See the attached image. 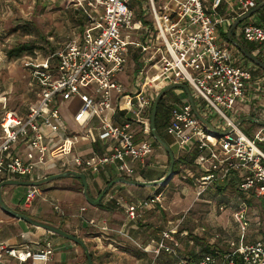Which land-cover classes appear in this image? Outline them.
<instances>
[{
    "label": "built area",
    "instance_id": "2783aa9c",
    "mask_svg": "<svg viewBox=\"0 0 264 264\" xmlns=\"http://www.w3.org/2000/svg\"><path fill=\"white\" fill-rule=\"evenodd\" d=\"M262 1L72 0L90 18L84 33L54 55L42 57L34 51L25 57L37 99L25 110L13 109L10 91L0 90V184L39 182L42 172L55 167L57 160L64 173L87 174L113 166L133 178L135 162L144 165L155 153L151 141L138 139L136 125H144L149 133L157 95L171 84L185 83L198 100L170 101L166 132L179 147H195L194 163L206 170L198 180L203 192L212 186L234 189L239 200L232 215L239 238L224 256L205 254L190 262L175 249L179 231L173 228L163 232L156 252L174 255L179 264H238L237 259L241 264H264V237L246 241L252 227L246 197L264 203V118L251 117L242 107L264 109V70L255 77L258 66L241 52L233 54L220 39L222 29ZM254 15L242 22L241 35L264 63V25ZM133 52L138 53V84L130 93L118 77ZM74 98L80 101L75 122L93 142L111 140L108 152L74 154L81 135L64 131L61 110ZM94 119L97 127L90 125ZM247 120L261 126L253 136L242 129ZM37 192V186L29 190L26 204L31 205ZM160 199L156 195L129 204V220H139L143 210ZM54 253L51 243L25 250L0 240V264H49Z\"/></svg>",
    "mask_w": 264,
    "mask_h": 264
},
{
    "label": "rangeland",
    "instance_id": "374dc122",
    "mask_svg": "<svg viewBox=\"0 0 264 264\" xmlns=\"http://www.w3.org/2000/svg\"><path fill=\"white\" fill-rule=\"evenodd\" d=\"M136 5L137 3H134V6ZM137 12L139 15L141 14L140 9ZM86 13V9L75 5L72 0H0V90L10 91L11 108L25 110L26 105L35 101L37 97L31 89L29 71L25 67V57L28 54H25L22 59L16 60L15 58L7 57V50L18 44L28 43L35 45L37 47L35 51L42 57H49L51 56L52 48L54 51H59L79 35ZM262 16H264V7L255 13L254 18L256 17L258 22L261 23L260 17ZM151 18L152 16H149L148 21H151ZM220 39L223 40V38ZM238 44L248 52L253 48L252 44L245 41L242 37L238 38ZM137 54L133 52L130 56L133 59L130 60L127 68L131 72L134 69L136 70L135 57ZM262 74L263 71H258L255 77H259ZM136 76L137 73L129 77L126 74H121L120 78L124 83L129 84V88H131L134 84H138ZM180 89V87H176L169 92H173L175 96L179 97L173 90ZM190 90L191 96L197 101L198 97L194 90L192 88ZM187 95L185 92L182 97ZM167 99L176 101L170 96ZM242 107L245 109L246 114L251 117L264 118V109L262 110V107L256 108L249 104H243ZM69 111H65V113L67 112L66 115L70 114ZM163 111H161L160 116L162 117L163 114L168 116L167 107H164ZM260 128L261 126L253 121L247 120L242 124V129L250 136H253ZM158 133L166 144L171 142V136L163 130L160 120ZM151 140H155L153 135ZM158 145L162 144L159 143ZM161 152L162 155L169 156L164 148H162ZM169 161L167 160L166 162L168 168L170 167ZM108 168L112 172L113 167L109 166ZM195 172L196 169L193 165H184L180 170L174 172L168 182L165 180L162 184L150 187V190H157L155 193L162 195L161 199L153 204L154 208L152 210L142 213V220L140 218L135 222L129 220L127 206L134 200L139 199V197L147 198L149 195L144 193L146 188H143L142 194L133 192L135 191V186L133 185L129 189L121 188L119 194L121 199L118 209L111 211L112 213L108 219L104 218L106 221L104 227L107 229L103 230V226L100 227V230L97 227L91 229V233L94 232V234H91L93 236L105 234V238H102L100 252L98 253L97 251L93 256V264H178L174 255L164 252L158 254L156 252L157 244L161 238L160 235H157L158 232L162 230L168 231L170 228H177L179 235L181 233L185 234L183 237L180 236L178 238L177 235V238L175 237L183 250H190L192 247L190 242L191 233L201 235L211 245L229 249L231 243L239 238L238 227L232 215L239 199H237V195L231 187L224 192H220L212 186L203 192V186L199 182H193L194 178L192 175L196 174ZM97 175L98 182L90 183V190L96 187L97 183L104 178L102 173ZM59 178L58 181L65 182L71 191L79 194L80 197H85L84 187L79 179ZM130 180H134V177ZM10 186L11 189L9 190ZM45 186L46 182L40 183L38 187L44 189ZM31 188H33L31 185L9 184L5 187L8 193L2 192L4 202L9 200L16 207L18 204H23ZM43 191V195H48L47 190ZM35 203L32 204V207H34ZM86 205L91 209L98 207V205L90 203ZM58 206L57 208L62 212L60 213L64 215L61 208L63 204H58ZM12 210L36 222L51 226H54L53 223L45 220L50 219L53 222H57L58 219L62 218L55 210H52L51 213L46 212L43 216L39 215V213L32 214L19 208ZM42 210L46 211V208ZM76 213L79 214L80 209ZM40 216L44 217V220H41ZM65 216L72 215L65 214ZM38 217L40 218L38 219ZM250 218L252 227L248 233L247 243L254 242L261 235L264 237V203L260 202V200L254 201L253 206H250ZM29 225L30 222L24 221L19 224V227L21 230H27L30 228ZM123 225L126 226V230ZM72 230L74 232L76 228H72ZM128 230L130 231L128 232ZM87 246L89 251L93 253V247ZM86 264H88V261H86Z\"/></svg>",
    "mask_w": 264,
    "mask_h": 264
},
{
    "label": "crops",
    "instance_id": "0c3cea01",
    "mask_svg": "<svg viewBox=\"0 0 264 264\" xmlns=\"http://www.w3.org/2000/svg\"><path fill=\"white\" fill-rule=\"evenodd\" d=\"M261 3H263V1ZM235 23L236 22L231 24L229 27H227V29H222L220 31V36L221 38H223V41L225 42L226 46L230 49V51L233 54L236 55L239 52L244 54L241 51L242 47L238 44V38L242 37L241 35L242 27L240 25H237L236 27H234ZM261 23L264 25V20ZM248 53L252 54L253 48ZM131 59L133 58L130 57L129 62ZM137 60L138 58L135 57V61L137 65L136 70L134 69L132 72L129 71L128 70L129 68H127L129 64L128 62V64L126 65L125 71L122 74H126L127 77H129L130 75L131 76L136 75L137 69L139 67ZM263 70L264 69H262L259 66L257 67V69L255 68V71H254L255 76H256V72L263 71ZM120 75L118 77L119 80L124 86L127 87V90L130 93H134L135 91H137L136 84H134L131 88H129V84L124 83L123 80L120 78ZM136 80L138 82L137 76H136ZM173 91H175V93H177L179 97L175 96L173 92L170 93L169 91L163 96L165 97V100H166L165 102H166V107L168 109V112H170V109H169L170 100L167 99L168 96L176 100L175 102H179V103H185L187 101H190V98L188 95L182 97V95H184L186 92L184 89L181 88L180 90H173ZM192 98L194 101L195 99L193 96ZM79 105H80L79 98H74L70 100L69 102H65L61 105L64 131L69 132V133L77 132L81 135V140L77 144L74 154L87 156L93 152H97L100 154L108 152L110 150V147L113 145V142L111 140H103V139L98 138L96 142H93L90 138H88L85 135V130L83 126L80 123L75 122L74 115L76 111L79 109ZM67 110H70L69 111L70 114L68 115H66L67 112L65 113V111ZM90 125L97 127L98 120L94 119ZM136 129H138V134H140L137 136L138 139L151 141L154 144V147H156L155 153L157 151V154L155 155L154 153V155L148 158L144 165L138 162H135L134 165L137 169V173L134 176V180L140 181V182H157V181L164 179L168 173L167 171L169 170L166 164L167 160L168 161L170 160L169 164L171 163L169 153H168L169 156H164L161 154L162 148H164L165 150L166 148L163 145H158L159 143L156 140H151L152 133L149 134L148 130L146 129L144 125L138 124L136 125ZM163 130L166 132L165 128H163ZM95 134L99 135L98 129L97 130L95 129ZM169 136H171V142L168 143L167 145L172 149L175 155V159L179 157L181 158L184 157L187 159L185 160L188 161V160L193 159L194 154H197L195 147L181 148L177 144L176 139L172 135H169ZM166 152L168 151L166 150ZM108 167L109 166L102 168L101 170L97 172H90L91 174L90 173L86 174L88 177V181H89V187H90V183L94 181L98 182L97 180L98 173L100 174L102 173L104 177L102 181L97 183L96 187H93L91 190L89 188V194L93 199L99 198L101 193L104 190H106L110 184L116 183L111 186V188L108 190L109 193L107 191V193L101 200L100 204L95 209L93 208L91 209L89 208V206L87 207L86 204H89V202L87 201V199H85L86 197H83V196L80 197L79 194H76L73 191H71L65 182L63 183L61 181H58V179L60 178H57L56 180L50 179L46 181V186L44 189L39 188L38 187L39 185H38L37 186L38 192L36 193V196L33 199L31 205H28L26 204L25 201H23V204H18V206L16 207L9 200L8 202L5 201V204L10 209L19 208L27 212H30L32 214L39 213V215L41 216H43L46 212L51 213L52 210H55L56 213L62 216V218L58 219L57 222H53L50 219L45 220V221L53 223L54 227H57L66 233H69L71 235H74V236H77L83 239L87 245H89L90 247H93L92 254L94 256L97 253V251L98 253L100 252V249L102 248V244H101L103 240L102 238H105V234L101 235L99 232L100 234L99 236H93L91 234H94V232L91 233V229H94L95 227H97L100 230V227L102 226H103L102 227L103 230L107 229L104 227V225L106 224V221L104 220V218L108 219L110 217V214L112 213L111 211L118 209V205L120 204V199H121V197H119L121 188L129 189L132 187V185H128V184L121 183V182H115L119 178H128V177L121 175L113 166H112L113 167V170H112L113 173H112ZM193 167L196 169V172H195L196 174L192 175L194 178L193 182L197 183L198 180L201 178V176L206 173V170L200 169L199 167L195 165V163L193 164ZM42 173L44 175L43 180L51 176L64 173L61 168V160H57L55 167L47 169L46 171L44 170ZM66 178L73 179L74 177H66ZM24 181H27V180H24ZM63 184H66V185H63ZM7 186L8 185H5L2 189V192H4L5 194L8 193V191L5 190V187ZM105 186L106 188L104 189ZM133 186H135L134 187L135 191L133 192H136L138 194L140 193L142 194L143 188H146L145 189L146 191H144V193L149 195V197L147 198L139 197V199H136V201L134 200L130 204H133L134 202H138L141 200H149L150 198H153L156 195H160L159 193H155L157 190H150V187L152 186H137V185H133ZM215 188L217 189L218 187H215ZM8 189L10 190L11 186ZM43 190H47L48 195H43L44 194ZM26 197H25V200H26ZM33 203H35L34 207H32ZM57 203L63 204L61 208L63 209L62 211L64 215L61 214L62 212L59 208H56V207H59ZM43 208H46V211H43L42 210ZM83 208H86V210L83 211ZM152 208H154L153 204L146 207V209H144L145 211L143 210V212L152 210ZM78 209H80L79 214L76 213ZM114 212H118V211H114ZM65 214L72 215V216H65ZM40 217H38V219ZM40 219L44 220V217H41ZM141 220H142V217H141ZM24 221L25 220H21L13 216L12 214L5 212L2 206L0 205V240L9 246H13V247L25 249V250H38V249L44 248L47 243H51L55 249V253L49 264H86V261H88L86 254L83 251V248L79 246L77 243H75L74 241L64 237L62 234L58 232L44 229V228L35 226L31 223L29 225L30 227L29 229L21 230L19 227V224ZM123 227L126 230V226L123 225ZM72 228H76V230L73 232ZM170 229H173V228H170ZM129 231L130 230H128V232ZM164 231H167V230H162L158 232L157 235H160L161 237ZM180 236L183 237L185 236V234L181 233L179 235L178 233L177 237L179 238ZM175 240H176V243L174 247L178 251V253L181 255V252L185 251V249L183 250L179 246V243H177V239ZM191 243L193 247L194 244L193 242ZM198 248H197V251L200 250Z\"/></svg>",
    "mask_w": 264,
    "mask_h": 264
},
{
    "label": "water",
    "instance_id": "95a60500",
    "mask_svg": "<svg viewBox=\"0 0 264 264\" xmlns=\"http://www.w3.org/2000/svg\"><path fill=\"white\" fill-rule=\"evenodd\" d=\"M262 7H264V2L259 4L255 9H253L252 11H250L245 17H243L242 19H240L239 21H237L234 25V27H236L237 25H240L245 19L251 17L253 14H255L257 11H259ZM233 27V28H234ZM241 51L252 61L254 62L256 65H258L259 67H261L262 69H264V63H262L259 59H257L254 55H252L251 53L246 52L244 49L241 48ZM176 87H180L182 89H184L186 91V93L188 94L191 103H193V98L191 96V90L190 87L185 84V83H176L173 85H170L168 87H166L165 89H163L158 95L157 98L154 102L153 105V109H152V114H151V133L154 136L155 140L158 141L160 144H162L166 150L168 151L169 155H170V159H171V163H170V167L168 170V173L166 175V177L160 181L157 182H140V181H136V180H130V179H126V178H119L117 181L115 182H121V183H125L128 185H137V186H154L157 184H162L164 183L165 180H167V182L170 180V178H172L174 171V164H175V155L172 151V149L166 144V142L163 141V139L161 138V136L159 135L158 131H157V127H156V117H157V112H158V106L160 103V99L171 89L176 88ZM59 177H74L77 178L81 181V183L83 184L84 187V195L87 199V201L92 204V205H99L101 200L103 199V197L105 196V194L107 193V191L111 188V186L114 184H110L108 186V188L106 190H104L101 195L99 196V198L97 199H93L90 194H89V181H88V177L85 173H79V172H67V173H62V174H58L55 176H51L43 181H39V182H29V181H24V180H10V181H6L0 184V205L2 206V208L4 209L5 212L12 214L13 216L21 219V220H25L30 222L31 224L44 228V229H48V230H52L55 232H58L60 234H62L64 237L74 241L75 243H77L79 246H81L83 248V250L85 251L87 260H88V264H93V259L91 256V252L88 249L87 244L85 243V241L77 236L71 235L69 233H66L62 230H60L57 227L51 226V225H45L42 224L40 222H36L35 220L21 214L18 212H14L12 209H10L9 207L6 206L4 200H3V196H2V189L5 185H9V184H21V185H31V186H38L40 183H44L50 179H55V178H59Z\"/></svg>",
    "mask_w": 264,
    "mask_h": 264
},
{
    "label": "trees",
    "instance_id": "16d2710c",
    "mask_svg": "<svg viewBox=\"0 0 264 264\" xmlns=\"http://www.w3.org/2000/svg\"><path fill=\"white\" fill-rule=\"evenodd\" d=\"M89 19L90 18H89V16L86 13V16H84V20L82 21L81 30H80L79 35H82L84 33V31L86 29V26H87V24L89 22ZM263 20H264V16H262L260 21L262 22ZM35 50H37V47L35 45H31V44H28V43L18 44V45H15V46H13V47H11L10 49L7 50V57L11 58V59L15 58L16 60H20V59H22L25 56V54H28V55L33 54ZM56 52H57V50L54 51V49L52 48L50 55H54ZM165 104H166L165 97H162L160 99V103H159V106H158L157 117H156L157 131L159 129V120H160V123H161V127L165 128V126L168 124L169 119H170L169 114H168V116L166 114H163L162 117L160 116L161 111L164 112L163 108L164 107L166 108ZM150 133H151V130H150L149 134ZM196 157H197V154H194L193 159L192 160H188V161H186L187 159L184 158V157H183L184 159L181 158V157L177 158L176 161H175V164H174L173 171L176 172V171L180 170L183 165H193L194 162H195ZM227 189H229V187L227 185L219 186L217 188V190L220 191V192H224ZM246 201L248 202L249 209H250V206L251 207L253 206V202L254 201H258V199L255 198L254 196H248V197H246ZM190 242H193V244H194L192 249L185 250V251L181 252V255L179 254L180 257L185 258V259H187L190 262L198 261V259L201 256L205 255V254H212V255L220 257V256H224L229 251V249L220 248L217 245H211V244L207 243L205 241V238L201 237V235H197V234H194V233H191ZM198 247H200L201 249L197 251ZM91 256L93 258V254L92 253H91ZM174 258H175L176 261H178V264H179L178 258L175 257V256H174ZM93 260H94V258H93ZM237 263L241 264V261L239 259H237Z\"/></svg>",
    "mask_w": 264,
    "mask_h": 264
}]
</instances>
